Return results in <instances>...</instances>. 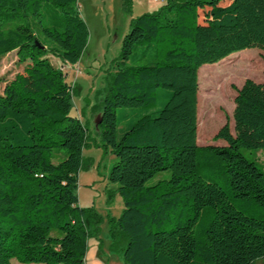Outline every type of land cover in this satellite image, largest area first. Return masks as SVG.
I'll return each instance as SVG.
<instances>
[{"label":"trees","instance_id":"16d2710c","mask_svg":"<svg viewBox=\"0 0 264 264\" xmlns=\"http://www.w3.org/2000/svg\"><path fill=\"white\" fill-rule=\"evenodd\" d=\"M163 1L160 12L132 19L98 110L95 128L117 159L108 180L124 206L114 245L125 264H254L264 259V218L231 200L264 207V171L240 151L264 149V83L247 79L236 91L234 134L226 123L213 138L226 146L202 148L222 162L226 192L196 174L197 72L245 49L264 52V0ZM75 2L0 0V59L15 51L28 63L0 93V264H84L87 240L98 232L77 197L86 130L71 115L74 89L48 59L75 65L86 48ZM44 3L61 16L60 30L42 27L50 47L16 25L29 17L41 23ZM133 56L137 64H128ZM158 103L117 141V109ZM61 150L65 158L53 162ZM164 171L168 179L147 185ZM205 209L214 215L204 222Z\"/></svg>","mask_w":264,"mask_h":264},{"label":"rangeland","instance_id":"374dc122","mask_svg":"<svg viewBox=\"0 0 264 264\" xmlns=\"http://www.w3.org/2000/svg\"><path fill=\"white\" fill-rule=\"evenodd\" d=\"M223 5L227 1H223ZM165 1L160 0H76L75 13L88 29V43L75 65H60V61L49 55L48 59L55 67L62 69L65 80L74 89L71 115L81 120L86 130V146L82 150V167L78 172L77 197L79 206L90 209L98 219V232L87 240L84 264H125L123 249L114 245L112 231L116 230V221L124 209L123 201L116 191V184L108 180V174L117 159L111 150L103 145L102 135L95 128L100 113V103L107 95L108 83L114 72L113 61L121 52L124 36L129 32L132 19L144 13L160 12ZM208 8L205 9V11ZM205 11H199V22H203ZM41 23L29 17L16 23L29 27L39 40L52 46L45 39L42 27L60 30L61 16L49 3L41 6ZM140 49H135L138 54ZM132 57L128 64H137ZM28 63H20L15 51L0 59V93L5 83L11 81L17 73H23ZM264 83V52L258 48L245 49L233 53L215 63L203 65L197 72V140L200 148L197 154L196 174L209 182L219 184L228 192L226 173L218 156L203 151L207 146H226L223 140H214V136L226 123L234 134L232 114L236 91L245 80ZM155 107L117 109L116 139L119 141L130 125L142 115L150 114L160 108ZM249 160L264 171V149L259 151L240 150ZM53 162L65 158L63 150ZM170 172L158 173L147 182L154 184L159 179H168ZM234 207L247 216L264 218V207L254 199H233ZM204 222L214 215L205 209ZM171 226L166 227L169 230ZM11 264H22L12 259ZM254 264H264L259 259Z\"/></svg>","mask_w":264,"mask_h":264},{"label":"water","instance_id":"95a60500","mask_svg":"<svg viewBox=\"0 0 264 264\" xmlns=\"http://www.w3.org/2000/svg\"><path fill=\"white\" fill-rule=\"evenodd\" d=\"M101 123V118L98 116L97 121L95 122V127H97Z\"/></svg>","mask_w":264,"mask_h":264},{"label":"built area","instance_id":"2783aa9c","mask_svg":"<svg viewBox=\"0 0 264 264\" xmlns=\"http://www.w3.org/2000/svg\"><path fill=\"white\" fill-rule=\"evenodd\" d=\"M160 1H163V0H160Z\"/></svg>","mask_w":264,"mask_h":264}]
</instances>
